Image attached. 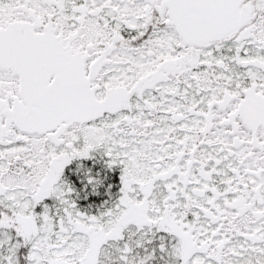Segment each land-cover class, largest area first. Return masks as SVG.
<instances>
[{"label":"snow or ice","instance_id":"1","mask_svg":"<svg viewBox=\"0 0 264 264\" xmlns=\"http://www.w3.org/2000/svg\"><path fill=\"white\" fill-rule=\"evenodd\" d=\"M0 264H264V0H0Z\"/></svg>","mask_w":264,"mask_h":264}]
</instances>
